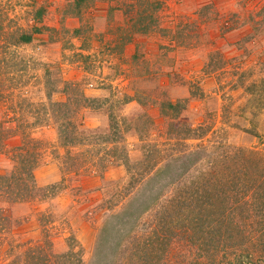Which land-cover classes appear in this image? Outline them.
<instances>
[{
    "label": "rangeland",
    "instance_id": "obj_1",
    "mask_svg": "<svg viewBox=\"0 0 264 264\" xmlns=\"http://www.w3.org/2000/svg\"><path fill=\"white\" fill-rule=\"evenodd\" d=\"M247 151L264 157V0H0V264H264L252 205L204 208L205 175L251 171ZM185 183L197 208L163 213Z\"/></svg>",
    "mask_w": 264,
    "mask_h": 264
},
{
    "label": "trees",
    "instance_id": "obj_2",
    "mask_svg": "<svg viewBox=\"0 0 264 264\" xmlns=\"http://www.w3.org/2000/svg\"><path fill=\"white\" fill-rule=\"evenodd\" d=\"M30 36H26L25 37V41H29L30 40ZM84 102H87L89 99L86 96H83ZM61 105H64V102L60 103ZM84 123H83V119L80 120L78 126L73 125L70 126L68 124H64L62 125L61 131L63 133L66 134V132L69 134H67V136H64V143L63 145L65 147H68V142H69V137H70V133L71 131H77L78 127H83ZM79 137L76 138H83L81 137L83 134H79ZM29 139V138H28ZM35 141V139L29 141V142H33ZM40 156L43 158V154L42 152L39 153ZM242 160V165L243 163L247 162V164H251L252 165V169L251 171L249 170H245L243 167L237 169L236 171H232L229 174H227L226 176L222 177L220 179V181L218 180L216 182V184L214 185V177H213V169H214V165L212 166V171H209L206 176V181H205V185L203 186L202 189L207 190L210 192V188L213 186V199H209V204L206 203L204 204V208H206V206L210 207V214L209 217H212L214 215V217H217V220L223 218V222L224 221H228V219L231 217V211H236L238 209L244 210L245 205L249 204L250 205H256L255 206H251V208L248 207V213L246 214V217H250V218H254L253 223L255 224H262V228H264V157L259 153V151H247V152H241V154H239L238 156V161ZM38 154H36L35 156H29V157H25L20 156L19 160L17 162L18 166L15 168V170L12 171H23V173L20 174H15L14 172L12 173L13 176L16 177L15 180H13V178L8 179V183L9 185H4L5 189L8 190L10 188V186L13 188L14 186L16 187V180H18V183H20L21 186L23 185H28L30 187V185H33L32 183H29V179L31 181H34V169L36 168L37 164H38ZM214 163V162H213ZM247 167V165H246ZM258 168L256 171L255 169ZM220 169L219 171H228V166H222L220 165ZM233 175V178L229 181V176ZM148 177V173L146 174ZM153 174L149 177L151 179H153ZM4 176H0V179H2ZM143 175H137L135 177V179L137 180H132V183H134L135 181L138 180H142ZM224 179V181H222ZM198 181H194L193 183L195 184V186L197 187L199 182H200V178L197 179ZM186 183L182 186V189L180 190V192H177L176 195H173V197H170L166 202L162 203V206L166 207L167 210H164L163 213L168 214V213H173L172 211H178L179 209H181L183 206H188L191 208L196 209L198 206V203L196 202V204H193L194 200H196V196L200 195L202 191H200L199 189H194L196 191H194L193 189H189L188 187H185ZM262 188V189H261ZM250 190L253 191L252 195H253V202H250L251 200L249 199V193ZM5 192L4 189H2V185L0 182V199L3 197V195H1V193ZM222 195H225L226 197L222 199L223 201V209L222 211L224 212L223 214H220V212H216V210H220L221 208H215L216 204H217V198L216 197H220ZM201 196H198L197 198H199ZM231 199V202H233L231 205L232 209L230 210V212H227L226 209H228V206H224L225 203L227 201H229ZM255 202V203H254ZM166 205V206H165ZM213 206V209L211 208ZM207 207V208H209ZM211 209L213 210L211 212ZM241 214V212H240ZM190 221L193 223L196 220L195 219H190ZM200 221V222H199ZM196 221L195 226L196 227H200V225H202V229L203 231L205 228V225L207 224V220H199ZM221 221V220H220ZM232 222V220L230 221ZM228 222V223H230ZM225 224V223H224ZM221 225L220 227L224 226ZM247 226V225H246ZM219 227V228H220ZM208 228V232L213 234L214 231L216 229L211 228L208 224L207 227ZM249 229H251L249 227ZM255 230H249V233L252 235L255 234L254 233ZM262 236H264V231H262ZM214 238V237H213ZM219 241L223 242V238L221 236L218 237ZM246 239V238H245ZM243 241H246V240ZM248 240H251V238H248ZM154 241L155 240H151ZM248 242V241H247ZM245 243V242H244ZM44 253H39V255L37 254V256H33L32 259L29 261V264H40V262L43 264H46L47 258L44 257V255H42ZM262 257V256H261ZM262 260L264 262V257H262Z\"/></svg>",
    "mask_w": 264,
    "mask_h": 264
}]
</instances>
